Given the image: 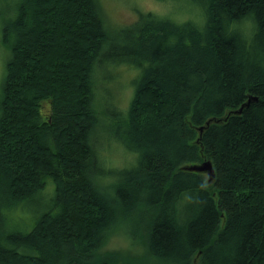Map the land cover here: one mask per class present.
<instances>
[{
    "label": "trees",
    "instance_id": "16d2710c",
    "mask_svg": "<svg viewBox=\"0 0 264 264\" xmlns=\"http://www.w3.org/2000/svg\"><path fill=\"white\" fill-rule=\"evenodd\" d=\"M188 1L200 17L115 32L96 0L5 11L0 264H119L102 248L123 231L138 264H264V0ZM122 64L132 96L105 127L94 77ZM115 144L133 161L108 178ZM205 160L212 177L187 168Z\"/></svg>",
    "mask_w": 264,
    "mask_h": 264
},
{
    "label": "rangeland",
    "instance_id": "374dc122",
    "mask_svg": "<svg viewBox=\"0 0 264 264\" xmlns=\"http://www.w3.org/2000/svg\"><path fill=\"white\" fill-rule=\"evenodd\" d=\"M101 17L105 26L111 32H115L138 18L140 13L152 11L160 15H171L176 21H184L191 18L200 17L199 11L188 0H96ZM14 0H0V85L5 70V65L9 59V51L3 45L2 24L9 16H6L7 9H11ZM138 69L127 65H119L110 74L100 72L95 75V90L100 94V100L97 103L100 111V125L107 127L112 120L111 110L122 109L126 112L128 102L132 96L133 86L132 78L136 75ZM1 97V92H0ZM106 159L109 165L99 167L108 170V178L116 177L117 166L130 164L133 161V155L129 151L115 144L105 150ZM114 165V166H111ZM204 175L208 173L203 171ZM48 195L35 197L34 200L25 203L27 210H37L48 203ZM28 213V212H26ZM102 251L114 252L118 255L119 264H138L142 261L143 250L140 244L132 243L123 233H113ZM149 264H158L151 262Z\"/></svg>",
    "mask_w": 264,
    "mask_h": 264
},
{
    "label": "water",
    "instance_id": "95a60500",
    "mask_svg": "<svg viewBox=\"0 0 264 264\" xmlns=\"http://www.w3.org/2000/svg\"><path fill=\"white\" fill-rule=\"evenodd\" d=\"M249 102V99L247 100L246 103L242 104L240 106V108H238L237 110L234 111V113H240L242 108L247 105ZM212 121V119L206 121L205 124H209V122ZM202 127L199 128L200 131H202ZM190 170H194V171H199V172H203L206 171L208 173V175H210V177H212L213 175V171H212V167L211 164L208 160L203 161L201 164H193L187 167Z\"/></svg>",
    "mask_w": 264,
    "mask_h": 264
},
{
    "label": "bare ground",
    "instance_id": "6f19581e",
    "mask_svg": "<svg viewBox=\"0 0 264 264\" xmlns=\"http://www.w3.org/2000/svg\"><path fill=\"white\" fill-rule=\"evenodd\" d=\"M115 131V130H114ZM22 234V233H21Z\"/></svg>",
    "mask_w": 264,
    "mask_h": 264
}]
</instances>
